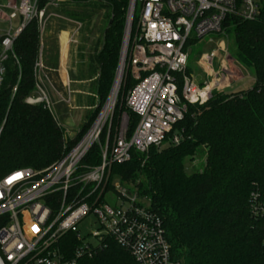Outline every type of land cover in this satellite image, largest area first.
<instances>
[{"label": "built area", "instance_id": "2783aa9c", "mask_svg": "<svg viewBox=\"0 0 264 264\" xmlns=\"http://www.w3.org/2000/svg\"><path fill=\"white\" fill-rule=\"evenodd\" d=\"M38 3L19 0L8 16L6 22L19 18V23L1 38L0 87L14 41L33 20H38L43 32L47 9L59 6V0L51 1L39 10ZM261 8V0H130L116 94L112 95L113 86L91 127L59 161L43 170L26 168L0 179V256L4 264H79L109 242L128 252L136 264H183L173 259L163 220L152 211L149 200L133 184L111 178V170L128 163L132 151L143 155L152 148L182 142V133L173 132L188 105H204L214 93L232 87L234 78L227 68L233 61L225 53L223 32L226 19L237 16L253 21ZM211 35L219 38V50L200 56L197 64L206 78L200 84L187 74L190 57L193 47ZM215 61H219L217 70ZM36 68L38 94L26 102L44 104L59 122L47 92L42 49ZM128 78L134 86L124 100L125 107L139 118L131 136L127 113L113 123L119 91ZM78 133L69 134V139ZM93 150H98L99 164L85 165ZM251 208L256 218L264 219V190L253 193ZM81 226L96 229L82 234ZM68 235L76 241L67 239Z\"/></svg>", "mask_w": 264, "mask_h": 264}, {"label": "trees", "instance_id": "16d2710c", "mask_svg": "<svg viewBox=\"0 0 264 264\" xmlns=\"http://www.w3.org/2000/svg\"><path fill=\"white\" fill-rule=\"evenodd\" d=\"M48 1L39 0L38 9ZM129 2L65 3L72 8L62 13L74 22L83 24L99 13L106 19L102 47L89 57L95 69L87 77L96 78L90 89L99 103L74 139L67 138L65 128L44 104L26 102L38 94V20L30 22L14 41L0 87V179L26 168H48L91 127L115 79ZM261 3L255 20L229 16L223 26L224 38L232 41L234 58L252 73L254 86L237 93H214L201 106L188 105L184 119L173 132L182 133L179 145L152 148L143 155L132 151L128 163L114 165L111 170V178L133 184L138 194L149 200L152 211L163 220L173 259L183 264H264V219L256 218L251 208L253 193L264 190V0ZM199 58L190 57V64ZM192 72L189 67L187 74ZM133 86L128 78L116 111L117 115L124 110L128 113L129 136L139 122L124 105ZM200 148L206 150L204 170L188 175L185 165L195 160ZM84 164L98 165V150H93ZM67 239L76 241L74 235ZM79 264L136 262L109 242L104 250Z\"/></svg>", "mask_w": 264, "mask_h": 264}, {"label": "rangeland", "instance_id": "374dc122", "mask_svg": "<svg viewBox=\"0 0 264 264\" xmlns=\"http://www.w3.org/2000/svg\"><path fill=\"white\" fill-rule=\"evenodd\" d=\"M55 1L58 2V0H49V2ZM67 0H59V6L56 8H48L46 13V18L44 17L43 23L45 22V28L43 30V26L40 27V35H41V49H42V57H43V63L44 65L47 62L48 59V48L52 49L51 52V61L55 62L57 61L58 57V49H59V38H63L65 36V39H67V36L71 40H74V43L70 41L71 44V52H70V58L72 62V66L79 71V78L81 80H86L88 77V74L90 72H94L95 67L89 63V57L96 51L100 50L101 40L103 38V32L106 28V19L104 18V13H99L91 21H86L83 24L74 22L67 17L64 16L62 11L64 9H71L72 7L68 8V5L65 4ZM47 3V4H48ZM0 4L3 5L1 7L2 13H0V22L4 21L5 24H2L1 29H5V31H8L10 27H12V32L17 28V25L19 23V18L17 20L12 21V23L6 22L8 20V16L13 13V9L15 6H19V0H0ZM10 7V8H9ZM76 9V8H75ZM81 8H78V10ZM49 15H53L50 16ZM65 30V31H64ZM125 32V30H124ZM70 34V35H69ZM63 35V36H62ZM124 36V35H123ZM225 53L230 56L232 59L229 65V68H227V72H230L233 76V84L232 87L227 90L228 93L234 92H240L245 91L248 89H251L254 86V80L252 73L244 67L236 58H234V50L232 46V41L228 39V37H225ZM213 41V42H210ZM123 41V40H122ZM218 42L219 38L215 35H211L206 37L201 42L197 43L195 47H193V53L191 55V59L194 60L200 57L202 54H208L213 50H219L218 48ZM40 49V53H41ZM53 62V63H54ZM219 61H215V70L218 69ZM190 67L192 69V74L189 75L193 80H195L198 83H204L206 81V78L203 74L202 68L197 64V62L191 63ZM117 72V70H116ZM204 77H203V76ZM70 76L72 77V72H70ZM98 77V76H97ZM242 78L241 80H239ZM116 79V75H115ZM115 79L112 85V88L115 83ZM96 80L94 78L92 81ZM239 80V81H238ZM87 84H89V81H87ZM83 92V101H79L77 106V109H69V106L63 102L54 105L55 113L58 117V120L60 124L65 128L66 130V136L69 139V134H76L84 124V121L86 119V116L91 112L86 111V109H83L84 107H89L92 110L98 106L99 100L96 95H93L94 93L91 91V89H87V86L80 85L76 86ZM112 88L108 94V97L101 105L100 111L104 107L106 101L110 97ZM48 94H50V98L52 99V102L55 103L58 100L55 96L51 95V92L49 91V88H47ZM64 97H66V94L64 92H61ZM60 93V94H61ZM91 93L92 95H89ZM122 93L123 89H120L119 95H118V102L116 109L114 111V117H113V123L116 125L120 115L127 113L125 110L122 114H116L117 107L121 105V99H122ZM88 94V95H87ZM125 105V104H124ZM86 114V115H85ZM128 115V113H127ZM205 159H206V150L204 148H200L198 155L196 156L194 161H189L185 165V172L188 175H192L195 173H200L204 170L205 167ZM82 234H86L87 232H94L95 227L92 226L91 228H86V226L80 227ZM95 244V242H94Z\"/></svg>", "mask_w": 264, "mask_h": 264}, {"label": "crops", "instance_id": "0c3cea01", "mask_svg": "<svg viewBox=\"0 0 264 264\" xmlns=\"http://www.w3.org/2000/svg\"><path fill=\"white\" fill-rule=\"evenodd\" d=\"M0 6H3L0 4ZM2 24H5L4 21L0 22V38L5 33V29H1ZM70 35V34H69ZM72 37H68L65 39V36L63 38H59V49H58V57L57 61H51V52L52 49L48 48V59L45 66V75L48 79L47 88H49V91L51 92L52 96H55L58 100L57 102L53 103L54 105L61 102L65 103L64 100L69 99L70 103L67 104L69 106V109H77L78 102L83 101L82 94L83 92L77 88L76 86L84 85L87 86V89L89 91L90 85L92 83V80H81L79 78V71H77L74 66H72L71 58H70V50H71V41ZM70 72H72V77L70 76ZM240 78L239 80H241ZM238 80V81H239ZM87 81H89V84H87ZM61 92H64L66 94V97L63 96ZM61 93V94H60ZM70 93V94H69ZM88 95V94H87ZM89 95H92L89 93ZM94 95V94H93ZM50 96V94H49ZM52 101V99H51ZM83 109H86V111H91L92 109L89 107H84ZM86 115V114H85ZM74 135V134H72Z\"/></svg>", "mask_w": 264, "mask_h": 264}, {"label": "bare ground", "instance_id": "6f19581e", "mask_svg": "<svg viewBox=\"0 0 264 264\" xmlns=\"http://www.w3.org/2000/svg\"><path fill=\"white\" fill-rule=\"evenodd\" d=\"M65 31V30H64ZM63 36V35H62ZM119 81H120V74L117 76V79H116V82H115V85H114V88H113V92H112V95H115L116 92H117V89L119 87Z\"/></svg>", "mask_w": 264, "mask_h": 264}, {"label": "water", "instance_id": "95a60500", "mask_svg": "<svg viewBox=\"0 0 264 264\" xmlns=\"http://www.w3.org/2000/svg\"><path fill=\"white\" fill-rule=\"evenodd\" d=\"M0 264H4V262H3L2 258H1V256H0Z\"/></svg>", "mask_w": 264, "mask_h": 264}]
</instances>
